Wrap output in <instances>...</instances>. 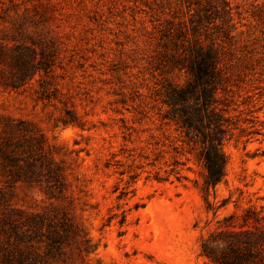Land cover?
<instances>
[{
    "label": "rangeland",
    "instance_id": "rangeland-1",
    "mask_svg": "<svg viewBox=\"0 0 264 264\" xmlns=\"http://www.w3.org/2000/svg\"><path fill=\"white\" fill-rule=\"evenodd\" d=\"M196 43L231 124L208 191L161 120L170 54ZM247 207L264 213V0H0V264H205L201 238Z\"/></svg>",
    "mask_w": 264,
    "mask_h": 264
},
{
    "label": "trees",
    "instance_id": "trees-1",
    "mask_svg": "<svg viewBox=\"0 0 264 264\" xmlns=\"http://www.w3.org/2000/svg\"><path fill=\"white\" fill-rule=\"evenodd\" d=\"M215 51L211 44L196 43L172 52L168 61L172 77L161 86L160 102L165 107L161 120L180 134L183 144L196 147L204 191L223 177L222 144L231 129L227 109L219 102L224 76ZM216 223L200 240L199 253L205 264H264L261 210L247 207L241 215L231 213Z\"/></svg>",
    "mask_w": 264,
    "mask_h": 264
}]
</instances>
